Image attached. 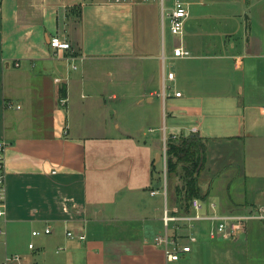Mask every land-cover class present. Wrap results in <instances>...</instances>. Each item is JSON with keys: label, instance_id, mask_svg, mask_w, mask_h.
<instances>
[{"label": "crops", "instance_id": "crops-1", "mask_svg": "<svg viewBox=\"0 0 264 264\" xmlns=\"http://www.w3.org/2000/svg\"><path fill=\"white\" fill-rule=\"evenodd\" d=\"M181 1L189 15L175 37L167 13L176 0H2L8 221L0 264L10 254L22 256L11 264H182L196 249V264L263 263L261 232L246 243L192 244L176 262L154 242L164 227L157 168L164 129L171 136L264 135V122L255 121V111L264 116V0ZM55 36L70 48L53 47ZM180 45L190 57H174ZM167 69L175 79L164 96ZM126 81L138 90L133 105L147 112L141 119L152 121L143 130L149 151L104 164L96 144L113 120L106 97L117 98L116 84ZM121 131L109 135L112 143L132 137ZM48 225L50 234L32 235Z\"/></svg>", "mask_w": 264, "mask_h": 264}, {"label": "rangeland", "instance_id": "rangeland-1", "mask_svg": "<svg viewBox=\"0 0 264 264\" xmlns=\"http://www.w3.org/2000/svg\"><path fill=\"white\" fill-rule=\"evenodd\" d=\"M175 37H180V35H175ZM167 89L169 90V88ZM113 92L117 94V98L113 99L111 92L110 95H107L106 97V99L110 102L109 105L110 111L113 115V120L109 122L107 128V137L100 138L99 140H97L98 142L96 144V148L98 150V153L100 154V160L104 164L117 162L122 158L127 160L128 154L135 155L137 158H141L142 154L149 151L148 147H144V141L146 138L144 139L143 130L148 129L149 124H152V121L141 119L144 118L143 115H146L147 112L145 110H142L140 106H134L132 103L138 95V90L136 89L131 91L129 88V84L126 81L123 84L117 83L116 88ZM255 115V121L258 124H263L264 116H262L260 110L255 111ZM116 125H119V128ZM102 126L103 125L101 123V131ZM105 129H103V131ZM130 129L132 131H129ZM121 130L126 133L129 132L132 137H127L126 134L123 138L125 140L112 143V139L109 135H115L118 132L122 133ZM256 132L257 131H255V133ZM167 134L169 136L170 131H167ZM181 136L183 135H170L169 137L179 139V137ZM138 139L141 140L139 141V144H137ZM237 139L238 140H234V143L237 147L234 151H239L240 154L237 155L242 158V160L243 156L245 159V162L243 163L244 165L242 166V170L240 172L236 167H231L225 169V171L219 177L212 178V175L218 172V170L221 168V159L226 158V155H224L223 150L218 145L210 150L208 166L200 179L202 198H204V202H206L204 208L201 210V213L207 210L211 202L217 204L218 211H241L250 208L252 205L259 204L264 200V135H257L256 137L247 138L238 137ZM89 150L90 160L93 156V154L91 155L92 147L89 148ZM159 160L160 157L158 159V162H160ZM226 161V163H229L231 165L233 163H236L238 161V158L235 155L230 154ZM162 162L163 161H161V163L158 165V169L163 168ZM137 163L140 164V160L137 161ZM125 164L127 165V161L125 162ZM138 165L135 169V172L137 174L139 172ZM178 182L179 180L176 177L172 180L169 179L168 184L171 192L174 189V185ZM117 184L118 187H122L121 182ZM124 186L126 185L124 184ZM208 190L210 191V196L204 197ZM119 194L120 193H117V195ZM253 201L256 202L252 203ZM171 229L172 225L169 227V231ZM165 232L166 227L164 225L162 234H165ZM182 232H185V230H183ZM260 232L262 233V242L264 245V222L258 220L249 221L246 226V233H244L239 238V243L252 241L254 235L257 237L258 233L260 234ZM247 236H249V239H247ZM5 238V235H0V257L3 251L2 248L4 246L3 242H5ZM185 240L186 239H184V241ZM224 240L230 241L229 239H215L208 242L199 241L193 243V245L197 247L200 245H212ZM196 251L189 255V257H193V261L191 258L190 262L188 263L186 260H188L189 257H187L186 260L184 259L182 261V264H196ZM186 255H183L182 259ZM215 260L216 262H213V264H218L221 262L219 258H215ZM212 261L213 259L211 260V264ZM239 263L245 264V260H241ZM206 264H209V262H206ZM262 264H264V260Z\"/></svg>", "mask_w": 264, "mask_h": 264}, {"label": "built area", "instance_id": "built-area-1", "mask_svg": "<svg viewBox=\"0 0 264 264\" xmlns=\"http://www.w3.org/2000/svg\"><path fill=\"white\" fill-rule=\"evenodd\" d=\"M189 15V8L186 3L176 0L174 7L167 13L170 31L175 35H182L184 32L185 20ZM50 44L55 48L68 49L70 43L62 41L55 36L50 39ZM191 51L180 45L174 48V57H190ZM174 71H164L163 95L166 94L168 87L167 80H174ZM182 92H176V96H181ZM61 103L65 104L66 99L62 98ZM12 106V104H10ZM264 111V107H263ZM163 134V183L162 193L165 197V206L163 212V222L166 227L165 234L157 235L154 239L156 245L161 246L167 255L169 261H180L183 255L192 251V244L203 240L229 239L237 240L245 232L246 226L251 220L264 222V203L252 205L250 208L241 211H218L217 204L211 202L207 210L201 213L205 203L199 198H194L191 203V212L182 213L178 207L170 206L168 203V178H167V159H168V140L169 136L164 129ZM6 149L7 143L0 140V235L6 234L7 229V188H6ZM157 193V190L152 192ZM172 229L169 231V227ZM204 225V226H203ZM181 230V231H179ZM185 230V232H182ZM52 232L50 225L43 230L35 229L33 236L48 235ZM69 237H77L85 240L87 236L84 233L76 234L72 230L67 231ZM184 239H186L184 241ZM29 248L34 249L35 243H29ZM22 256L19 254H10L6 256L2 264H11L20 262Z\"/></svg>", "mask_w": 264, "mask_h": 264}, {"label": "trees", "instance_id": "trees-1", "mask_svg": "<svg viewBox=\"0 0 264 264\" xmlns=\"http://www.w3.org/2000/svg\"><path fill=\"white\" fill-rule=\"evenodd\" d=\"M1 2L2 0H0V7ZM235 139L238 140L236 137L211 138L203 137L199 134L183 135L179 137V139L169 138L167 143L168 183L169 179L172 180L175 177L179 180V182L174 185L172 192L168 184V203L170 206H176L180 212L188 213L191 212V203L194 198H199L204 201L201 193L200 179L208 166L210 150L217 145L221 147L226 158L221 159V168L212 175V178L219 177L227 168L236 167L239 172L242 170L245 159L244 156L243 160L238 156L240 154L239 151H234L237 148L234 143ZM230 154L238 158V161L231 165L226 163V159ZM209 190L204 197L210 196ZM201 241L208 242L210 240L204 238Z\"/></svg>", "mask_w": 264, "mask_h": 264}]
</instances>
